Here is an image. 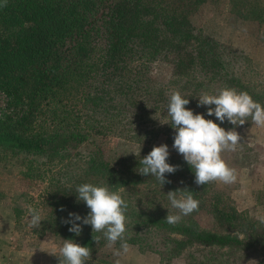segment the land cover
<instances>
[{
	"label": "trees",
	"instance_id": "trees-1",
	"mask_svg": "<svg viewBox=\"0 0 264 264\" xmlns=\"http://www.w3.org/2000/svg\"><path fill=\"white\" fill-rule=\"evenodd\" d=\"M185 1L7 0L6 6H0V92L11 107L0 113V147L24 154L30 161L40 160L38 164L48 163L51 184L45 223L55 227L51 232L62 240L90 247L92 258L86 264H109L94 257L107 241L90 225L77 222L82 231L76 235L69 231L71 224L64 223L69 213L86 217L90 212L77 200L76 186L91 183L118 190L146 181L159 184L154 176L139 173L144 156L140 151L130 153L124 142L140 144L143 137L158 132L175 135L166 123L173 92L141 84L134 75V61L174 55V68L202 72L203 79L184 81L180 94L189 99L186 108L218 124L215 116L207 115L208 106H198V97L210 94L211 82H217L219 90L246 91L264 106V94L251 92L228 73L226 48L213 39L194 36L182 11ZM4 2L0 0V5ZM154 117L166 120L156 123ZM248 122L233 126L225 121L220 126L240 134ZM112 125L127 132L120 139V149L109 154L102 146L108 137L103 129ZM167 162L178 170L165 174L166 179L177 175L182 186L164 185L192 191L199 205L210 208L228 232L202 229L187 216L169 225L164 220L168 211L156 213L138 203L134 209L127 201V242L140 251L157 253L162 260L191 245L215 249L220 255L255 250L256 245L264 252V227L258 230L241 212L206 195L211 184L197 186L184 159L173 156ZM156 230L174 234L162 237L161 249L150 245V234ZM93 236H101L99 242Z\"/></svg>",
	"mask_w": 264,
	"mask_h": 264
},
{
	"label": "rangeland",
	"instance_id": "rangeland-1",
	"mask_svg": "<svg viewBox=\"0 0 264 264\" xmlns=\"http://www.w3.org/2000/svg\"><path fill=\"white\" fill-rule=\"evenodd\" d=\"M182 7L194 36L213 39L226 48L228 52L224 61H227L225 67L228 73L251 92L264 94V0H186ZM176 58L169 55L157 60H136L132 64L134 75L141 80V84L155 88L168 87L172 92H181L184 81L203 79L202 72L197 69L174 68L172 63H175ZM185 72H188L187 76ZM207 89L213 95L220 91L217 82L208 84ZM10 110L11 107L6 105V97L0 92V113ZM154 118L156 123L166 120L165 117ZM103 131L108 135L102 143L104 149H109L107 153L119 150L120 139L126 138L127 131L119 125H112ZM240 136L242 139L237 151L223 153L224 160L236 172V182H211L212 187L206 195L209 193L212 200L218 198L220 203L241 212L242 217L259 230L264 227V128L257 127L249 119L248 126L240 132ZM124 143L130 153L140 151L144 157L154 146L167 144L169 157L183 159L172 147L174 137L164 136L160 132L146 135L140 144ZM29 158L0 147V264H60L58 254L64 240L51 232L55 227L45 223L49 210L46 193L50 191L51 184L48 180V163L38 164L40 160L30 161ZM179 179L175 175L169 180L172 187L181 188ZM172 187L163 185L161 188L158 183L146 181L137 185L128 184L118 190L123 199L130 202L131 208L135 209L134 205L138 203V206L149 207L156 213L168 211L165 214L167 216L168 213L179 214L167 198L169 191H176ZM29 207L40 211L43 220L40 228L29 227ZM187 217L202 229L228 232L216 220L211 209L204 205H199V210ZM169 234L174 236L165 230L152 231L150 245L161 249L162 245L158 242ZM127 243L131 249L125 255H115L120 249L119 242L112 247H107L106 242L98 248L94 257L109 264H116L117 260L120 264H264V252L260 251L258 245L255 250L251 248L222 255L215 249L191 245L177 256L162 260L153 251H140L135 245Z\"/></svg>",
	"mask_w": 264,
	"mask_h": 264
},
{
	"label": "clouds",
	"instance_id": "clouds-1",
	"mask_svg": "<svg viewBox=\"0 0 264 264\" xmlns=\"http://www.w3.org/2000/svg\"><path fill=\"white\" fill-rule=\"evenodd\" d=\"M6 3L7 0L0 6H6ZM198 100V106H208L207 115L215 116L220 124L227 121L233 126H242L251 119L257 127L264 128V106L246 91L237 92L235 89L224 88L215 95L203 93ZM188 104L189 99L182 97L179 91L173 92L169 98L167 115L170 119L166 123L175 130L172 147L190 166L197 186L211 182L235 183L236 172L224 160L223 153L237 151L242 139L240 134L235 128L225 130L213 120L205 119L203 114H194L186 108ZM169 155L167 144L154 146L147 156L139 161V173L154 176L161 188L165 183H171L165 174L175 173L178 166L167 162ZM75 193L77 200L84 202L90 212L86 217L69 213V219L64 221L71 224L69 231L79 235L82 226L77 222L90 225L93 233H100L106 239L107 247L120 243V249L115 252L116 256L127 254L131 249L126 240L128 203L120 191L112 190L107 185L84 183L76 186ZM167 198L171 207L179 213H168L164 220L169 225L174 226L180 223L183 217L199 210V201L187 188L169 191ZM28 213L29 227L40 228L43 221L40 211L29 207ZM100 238L101 236H93L95 242H99ZM58 257L60 264H86L92 258V249L73 240H64ZM116 264H120V261L117 260Z\"/></svg>",
	"mask_w": 264,
	"mask_h": 264
}]
</instances>
